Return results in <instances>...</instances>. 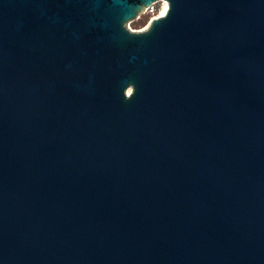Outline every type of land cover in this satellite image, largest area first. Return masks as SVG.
Wrapping results in <instances>:
<instances>
[{
    "label": "water",
    "instance_id": "1",
    "mask_svg": "<svg viewBox=\"0 0 264 264\" xmlns=\"http://www.w3.org/2000/svg\"><path fill=\"white\" fill-rule=\"evenodd\" d=\"M0 0V264H264V0Z\"/></svg>",
    "mask_w": 264,
    "mask_h": 264
},
{
    "label": "rangeland",
    "instance_id": "2",
    "mask_svg": "<svg viewBox=\"0 0 264 264\" xmlns=\"http://www.w3.org/2000/svg\"><path fill=\"white\" fill-rule=\"evenodd\" d=\"M165 6H166V4H165L164 1H161V0L160 1H156L155 3H153V8H152V12L151 13H148V12L146 13L145 12L142 15H139V17L136 20H134V21H132V22L127 24V28L128 29H132V30H141V29H143L147 25L148 21L152 17H155V16H157L159 14L162 15ZM142 20L144 21V23L139 28H134L133 24L140 23Z\"/></svg>",
    "mask_w": 264,
    "mask_h": 264
},
{
    "label": "built area",
    "instance_id": "3",
    "mask_svg": "<svg viewBox=\"0 0 264 264\" xmlns=\"http://www.w3.org/2000/svg\"><path fill=\"white\" fill-rule=\"evenodd\" d=\"M152 8H153V3L146 9V13L148 12V13H151L152 12ZM157 16H159V15H157ZM156 17V16H155ZM153 18V17H152Z\"/></svg>",
    "mask_w": 264,
    "mask_h": 264
},
{
    "label": "trees",
    "instance_id": "4",
    "mask_svg": "<svg viewBox=\"0 0 264 264\" xmlns=\"http://www.w3.org/2000/svg\"><path fill=\"white\" fill-rule=\"evenodd\" d=\"M143 23H144V21L142 20L140 23L133 24V26H134V28H139Z\"/></svg>",
    "mask_w": 264,
    "mask_h": 264
},
{
    "label": "bare ground",
    "instance_id": "5",
    "mask_svg": "<svg viewBox=\"0 0 264 264\" xmlns=\"http://www.w3.org/2000/svg\"><path fill=\"white\" fill-rule=\"evenodd\" d=\"M165 9H166V6H165V8H164V10H163V13H164ZM163 13H162V14H163ZM159 15H160V14H159Z\"/></svg>",
    "mask_w": 264,
    "mask_h": 264
}]
</instances>
